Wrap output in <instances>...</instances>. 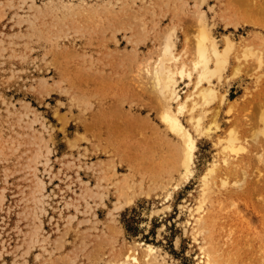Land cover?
<instances>
[{
    "label": "rangeland",
    "instance_id": "obj_1",
    "mask_svg": "<svg viewBox=\"0 0 264 264\" xmlns=\"http://www.w3.org/2000/svg\"><path fill=\"white\" fill-rule=\"evenodd\" d=\"M202 8L219 46L223 33L233 44L217 86L226 101L204 117L214 127L216 114L219 128L193 132L182 177L145 60L170 26L176 48L191 50ZM244 43L263 60L241 59L235 72ZM262 110L264 0H0V264H106L136 241L203 264L188 208L232 122L250 139L229 174L241 180L209 205L208 227L219 264H262L264 136L253 134ZM122 181L131 202L116 205Z\"/></svg>",
    "mask_w": 264,
    "mask_h": 264
},
{
    "label": "bare ground",
    "instance_id": "obj_2",
    "mask_svg": "<svg viewBox=\"0 0 264 264\" xmlns=\"http://www.w3.org/2000/svg\"><path fill=\"white\" fill-rule=\"evenodd\" d=\"M84 2H81L80 5L84 6L86 3ZM204 11L203 8L198 10L199 24L193 34L191 50L188 51L186 46H182L180 49L176 48L173 38L174 27L170 26L164 32L155 56L145 60V70L150 74L151 87L156 90L157 96L161 100L158 113L159 120L164 124L166 129L177 138V140H175L178 141V143H176L177 145L174 146V148L172 147V152H174V156L179 158L181 165L180 174L182 177H187L192 172L193 155L196 148L194 133L202 134L219 128L216 114L212 122L214 127L204 124V117L208 110V105L217 97L219 103H224L226 101L225 93L220 92L218 94L219 89L217 86L224 70L230 63L229 50L231 49L233 40L228 33H223L224 45L220 47L218 38L211 32L208 24L206 25L205 23ZM234 26L237 25L234 23ZM236 57L237 63L235 65V72H237L239 68L241 59V62H243L251 57L256 61L255 66H260L263 60L261 54L256 52V50L247 43L242 45L240 54L236 55ZM140 66H142V64H140ZM180 83H183V86H180ZM232 108V104L228 103L227 111L229 113ZM262 111L261 119L263 125L253 130V134H258L257 136L261 135L259 133H262V136H264V110ZM184 115H186L185 120L188 123V127L183 124L182 118ZM228 125L226 132L216 133V144L218 145V151L221 155L212 160L202 173L197 200L188 208L189 217L192 219L190 221L192 238L197 243L200 261L203 264H219L218 256L221 255L219 253L220 247L219 245L216 246L214 244L215 242L212 241L211 229L208 227V223L210 222L209 214H207L209 205L213 200L217 204V198L220 197L217 195L221 194L220 192H222L223 195L224 190L229 191L231 186H228L230 184L234 185L238 180H241L240 178H235V180L230 183L229 174L231 170L235 168V165H237L238 161L236 162V160H239V155L243 152L245 153L248 147L247 144L250 140H247V137V139H245L237 134L238 130L236 129L237 125H235V123L232 122ZM257 175H259V173L256 174V176ZM255 179L257 180V178ZM242 180H244V178ZM116 185L115 188L117 187ZM124 187L125 185L122 181L117 188L118 197L114 200L116 205L118 202H122L121 198L124 199L125 203L131 202V198L128 193L125 192ZM237 189L238 188H236V191ZM234 190L233 192L235 194L236 191ZM220 198L222 199V197ZM218 201L220 203V200ZM230 202H232V205L234 204L233 201ZM213 207H215V204ZM228 208H230V206ZM232 210L230 211L232 212ZM234 212L235 214H239L237 211ZM231 232L232 231L226 236L227 239H225V242L227 243L231 238ZM43 240L44 239H42L40 246L45 248ZM224 244L227 245L226 243ZM138 245L141 247L143 246L141 254H139V250L137 249ZM261 259L262 264H264V257ZM106 264L182 263L176 260L166 259L165 255L159 252V248L152 243L136 241L133 245L128 246L122 254H119L118 258L108 260Z\"/></svg>",
    "mask_w": 264,
    "mask_h": 264
}]
</instances>
